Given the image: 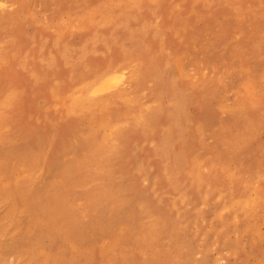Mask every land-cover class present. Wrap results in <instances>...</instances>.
<instances>
[{
	"label": "rangeland",
	"instance_id": "rangeland-1",
	"mask_svg": "<svg viewBox=\"0 0 264 264\" xmlns=\"http://www.w3.org/2000/svg\"><path fill=\"white\" fill-rule=\"evenodd\" d=\"M0 5V264H264V0Z\"/></svg>",
	"mask_w": 264,
	"mask_h": 264
},
{
	"label": "snow or ice",
	"instance_id": "snow-or-ice-1",
	"mask_svg": "<svg viewBox=\"0 0 264 264\" xmlns=\"http://www.w3.org/2000/svg\"><path fill=\"white\" fill-rule=\"evenodd\" d=\"M5 5H0V7H4ZM128 76L127 69L124 70L123 74H108L104 77L103 82L100 87L93 91L91 95L93 97L102 98L105 94L118 90L122 87H125L127 84Z\"/></svg>",
	"mask_w": 264,
	"mask_h": 264
},
{
	"label": "bare ground",
	"instance_id": "bare-ground-1",
	"mask_svg": "<svg viewBox=\"0 0 264 264\" xmlns=\"http://www.w3.org/2000/svg\"><path fill=\"white\" fill-rule=\"evenodd\" d=\"M32 48H33V46H32ZM116 72V70H114V69H107V70H105V71H102L101 73H99L98 75H97V77H96V79L93 81V85H95V84H97L98 85V83L99 82H103V79H104V77L106 76V75H108V74H114ZM96 85V86H97ZM167 142V141H166ZM164 143V142H163ZM164 146V145H163ZM164 149V148H163ZM127 153H129V149H128V151H126ZM126 152H125V155H126ZM125 155L123 156V158L125 157ZM175 172V171H174ZM123 199H124V197H123ZM123 199H122V201H123ZM127 199V198H126ZM126 199H124V200H126ZM123 203L125 204V202L123 201ZM248 203V202H247ZM239 204H242L241 202L239 203ZM245 207L244 208H247L246 207V205H244ZM254 209V208H253ZM248 210V209H247ZM247 210H244V211H247ZM250 211V210H249ZM252 211V210H251ZM248 212V211H247ZM250 213V212H249ZM251 215V214H250ZM252 215H253V213H252ZM244 216V215H243ZM250 217V216H249Z\"/></svg>",
	"mask_w": 264,
	"mask_h": 264
}]
</instances>
